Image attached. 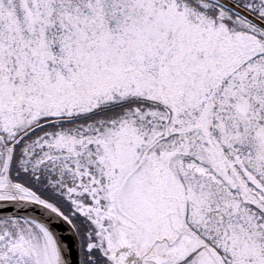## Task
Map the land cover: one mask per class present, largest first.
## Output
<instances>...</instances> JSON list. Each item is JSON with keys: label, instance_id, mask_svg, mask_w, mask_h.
I'll return each instance as SVG.
<instances>
[{"label": "snow or ice", "instance_id": "1", "mask_svg": "<svg viewBox=\"0 0 264 264\" xmlns=\"http://www.w3.org/2000/svg\"><path fill=\"white\" fill-rule=\"evenodd\" d=\"M0 264H264V0H0Z\"/></svg>", "mask_w": 264, "mask_h": 264}]
</instances>
